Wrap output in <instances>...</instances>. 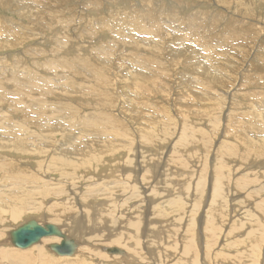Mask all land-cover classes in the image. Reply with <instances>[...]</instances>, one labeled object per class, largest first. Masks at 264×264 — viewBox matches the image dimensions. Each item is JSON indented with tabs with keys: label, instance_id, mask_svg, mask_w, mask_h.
<instances>
[{
	"label": "rangeland",
	"instance_id": "374dc122",
	"mask_svg": "<svg viewBox=\"0 0 264 264\" xmlns=\"http://www.w3.org/2000/svg\"><path fill=\"white\" fill-rule=\"evenodd\" d=\"M151 2L153 3V5ZM257 2H258L257 0H255V1L254 0H248V1L247 0H220V1L219 0H202V1L201 0H155V1L154 0H113V1L112 0H0V46H3L5 43L7 44V45H5L6 47H3L0 49V82L2 84L5 83L6 81H10V82L14 83L16 81V75H15L16 72L18 73L17 75L19 78H21V76H24V74L27 77H29L30 74H36L37 78L52 80L51 82H52L53 86H51L50 90L46 89L47 92H49V94L47 95L46 101L54 106V107L52 106L53 111L51 113L53 114V112H54L53 115H56V114L59 115V112L54 110V109L58 108L57 105H59L60 111L64 108L63 105L64 106L69 105L72 108L74 106V108H76V110H75L76 117L78 116V114L80 116H78L77 118L75 117L77 120L74 119L75 121L73 123H75L76 126H74L73 129H75L78 126L76 129L81 128L83 130L82 125H79L80 122H78V120L81 119L86 114H89V113H92V114L93 113H96V114H104L105 113V115L107 113H108V115H110L112 113L111 115L115 119L114 121L112 120L115 123H112V121L110 122V120H111V118H110V120H102L104 124L103 123L95 124L97 126L100 124L106 128V130L108 131L107 137H109V139L106 137L107 138L106 140L100 141L99 144L97 145L98 147H100L99 145L102 142L101 146L103 147V149L105 151L103 153H101L100 156L96 157L95 160L90 162V168H89V165L87 166V164H83L82 167L79 169H64V167L62 165H58V167H57V165H55L57 168H55L54 165L50 166V164H52L53 162H50L49 160H52V157L55 156V154H56L55 152L57 151V148H58L57 144H59V142H60V137H58L57 135H54V137H55L54 139H53V137L51 138L52 143L48 142L44 145L45 149H47V150L50 149L49 150L50 152H49L48 156L46 157V160L44 159L45 157H41V156H40V158L39 157L37 158L36 156L34 158L33 157L34 155L30 156V154L29 155H22L21 153L15 152L13 147L9 149V150H12V152H10L9 150H7L9 152L0 151V161H1L0 162V172L3 170L2 173H0V184H1L0 189H8L11 187V186H9V187L4 186L8 182L5 183L3 181L4 183H1V181H2L1 179H3L6 174H8L7 177L9 175L10 176H16L15 173H17V174L23 173V174L27 175L25 177H28L29 175L34 176L35 178L32 177L33 178L32 183H27V184L21 186V188L24 187L27 190H32V192H34V193H31V194H33V196H35L34 197L35 200H37L39 207H41L40 212L33 213V212L28 211L16 223L13 221H10L8 216H5L3 218L4 222H2L3 219H1V217H0V252H3V251L4 252L5 251H13V252L15 251L16 252L18 250L17 252L22 253L24 251V250H20L17 248L15 249V247H13L10 244L8 234L12 230H14L17 226L25 223L26 221H28L30 219H35V220L37 219L36 221H39V222L42 221V223H45V224L51 223V224H54L60 228H63L61 226V225H63L64 228H66V226H65L66 222L64 220H62L63 223L57 222V221H56L57 223H55V220H54L55 216L54 215L58 214V216H59V213H61L63 215H65V214L66 215L67 214L85 215L87 212L85 210V207H86L85 205H88L90 211H89V215L87 217H85L86 222L84 221L85 222V224H84L85 226H83L84 229L81 230V232L78 231V233L76 234L77 238H84L85 241H78L73 236L71 237V238H73L79 242L78 243V251H76L75 256H72L70 258L66 257L67 259H65V257H64V261H62V259H63L62 257L56 256L49 249V244L52 245V243H47L48 245L45 244L46 245L44 247L45 253L43 254V255L47 256V259L45 256H44L45 258H43L42 257L43 255L42 256L40 255L41 259L39 260L40 257L35 256L38 254L37 251H33V254H32V250L35 249L34 246L29 248V249H26L24 251V253H26V252L28 253L29 251H27V250H30V256L31 257L28 258L29 259L28 261H31V263L30 262L29 263L30 264H41V262L44 261L45 263H43V264H53L52 260H54V264H56V263L57 264H190L191 261L194 262L197 260V264H241V263L242 264H264V260L262 258V257H264L263 256L264 255V226H263L264 225V209L262 208L263 210L262 209L260 210L261 205L264 204L263 203L264 202V175H262V173L264 174V172H263L264 166H261V164L264 165V156L260 157L257 154L255 155V153H253L251 155L249 151H246V156H245V154H244L245 151L239 152V149L242 146H243L242 148H244V147L246 148V146L245 145H241V146L236 145V147H235L234 141H232V138H234L238 135L240 136L239 133L243 134V132L246 131L247 133L252 134L253 132L249 131L250 129L253 131L257 130L256 129L257 126L254 125V122L252 121L253 118L251 117V115H249L252 111L251 102H253V104H254L255 101L259 100L260 98H264V95H263V91H264L263 90V88H264V85H263L264 84V67L262 68V66L264 65V5H262V4L257 5ZM149 5L152 7H150ZM252 7L255 10H253ZM149 8H150V10H155V12H152V13L147 12L146 13V19L143 20L142 16H141V11L143 9L149 10ZM161 8H162V10H161ZM165 9H169L170 12L168 10L166 11ZM241 10L243 12L245 11L244 14L246 13L247 15L245 16L243 14V12L240 13L239 11H241ZM251 10H253V11L251 12ZM156 11H158V13H161V15L158 16V13ZM233 12H235L237 16H235V13L233 14ZM165 13H166V15L168 14L167 16L171 15V17L174 15L173 19L176 21H173V22L174 23L179 22V24L175 23L171 26L172 22H169L171 24H170V26L167 25V27H170L168 31H164V29H159L160 31H162L163 33L166 34L165 36H163L164 40L162 39V42L160 41L159 37L158 38L156 36L155 37L159 40L160 44L162 45V50L163 49L165 50L169 47H172L169 49V50H171V49H173L174 45L177 48L174 46V49L171 50L172 52H169L168 49H167L168 51L163 50L164 52L162 50H160L158 52L160 54H158V53L151 51V49H148V43L149 42L154 43V40L153 41L150 40L149 42L148 41L145 42V38L149 37V30L155 29V27H153V26L148 27L146 23H149L150 20H156V19H158V17L163 19V15ZM203 13H204V15H203ZM253 13H255V16ZM132 14L136 15V16L133 17ZM178 14H180L181 18L178 16ZM199 14L201 16H199ZM128 15H129V17H128ZM193 15H195V16H193ZM202 15L205 17L202 18ZM176 16L180 20H177ZM199 17L201 19L200 22H198ZM249 17H251V18L249 19ZM254 18L258 22L255 21ZM104 20L106 21V23ZM165 20L166 19H163V21H165ZM109 21H110V23H109ZM180 21H182V22H180ZM183 21L186 23H183ZM112 22H113V26H111ZM139 22H140L141 26L144 25V28H142V32H141L142 39L140 42H138V43L136 42L137 43L136 44L135 41H137L138 36H140L139 26H138ZM193 22H194V28L197 27L194 30H192L191 27H189ZM235 22H236V24H234ZM97 23H99V24H97ZM103 23H105V25ZM101 24H103V25H101ZM162 24L164 25V23H162ZM182 24H184V26ZM175 25H178V26H176L177 29L174 28ZM181 25L185 28H183ZM217 25H219V26H217ZM167 27H166V29H167ZM229 28H231V29H229ZM130 30L132 32H130ZM237 31H239V32H237ZM256 31H257V33L260 31L259 32L260 35L259 34L255 35ZM127 32H128V34H127ZM186 32H188V34ZM196 34H197V36H196ZM245 35H246V37H248V40L246 41V43H245V39H244ZM118 36H119V39H118ZM199 36L201 38L204 36L206 39L208 38V40L210 39L212 41L209 40V42L208 41L205 42L206 39L204 37L201 39ZM213 36H215V37H213ZM232 36H234V37H232ZM255 36H258V37H256L257 38L256 40L254 39ZM189 37H190V39L188 40ZM195 37H197V38L195 39ZM193 38H194V40H193ZM221 38L222 39L224 38V40H226V38H227V40H228V38L229 39L231 38L230 43L228 45H223L222 42H224V41H220ZM233 38H234V40H232ZM12 39L14 40L13 42L7 43V41L12 40ZM179 39H183L186 41V42H183L185 45L183 44L182 46H185V47H183V49L181 48V50H179L181 47L180 46L181 44L179 45L180 47L177 46V44L181 43L182 41L176 42L177 44L174 43L173 46L170 45L171 41L179 40ZM126 40L128 41V43L126 42ZM190 40L194 41L195 43L194 42L192 43V41L190 42ZM198 41H200V42L198 43ZM63 42H66L67 47L64 48L63 44L61 45V43H63ZM117 42L118 43L120 42V44L118 45ZM201 42H203V43H201ZM167 43H169V45ZM191 43L193 45L195 44L197 46L196 47L197 50H196L195 46L191 45ZM213 43H215V45ZM244 43H245V45H244ZM130 44L133 45L134 48ZM165 44L168 46L163 47V45H165ZM150 45L153 46L152 44H150ZM214 46H216V47H214ZM261 46H263V47H261ZM111 47H112V50H114V51L111 50ZM114 47L115 48L117 47V48L115 49ZM188 47H191L190 50L188 49ZM222 47H224V48H222ZM75 48H76V50H75ZM81 48H86V53H89L88 55L92 57V58L89 57L91 60L87 59V61H85V60L83 61L82 59H80L81 56L83 57V55L78 54V53L83 54V52L79 51V50H81ZM132 48L134 51H132ZM192 48H193V51H192ZM201 48L203 51L201 50ZM101 49H104V50H102V54L101 53L99 54V52H101L100 51ZM177 49L181 52L177 51ZM64 50H66V52L68 54L64 55L63 54ZM108 50H109V52L110 51L111 52L109 53ZM184 50H185V52L183 53ZM186 50H187V53H186ZM216 50H217V53L215 52ZM200 51H201V53H200ZM205 51H207V52H205ZM213 51L215 53H213ZM165 52H166V54H164ZM105 53L108 56H106ZM111 53L113 55H111ZM162 53L164 54V56ZM167 53H169V55H167ZM177 53L181 54V55L178 56ZM195 53H197L198 56L197 55L196 56L200 57V58H197V57H196V59L192 58L195 55ZM202 53H204V55H206V56H204ZM244 53H245V55H244ZM191 54L193 56H190ZM99 55L101 57L103 55H105L106 59L108 58V60H106L104 57L102 58V60H101V57L99 59ZM171 55H172V57H171ZM240 55L243 56V57L241 56V59H240ZM246 55H248V56H246ZM189 56L191 58H189ZM208 56H210L211 58H209ZM217 56H219V57H217ZM258 56H260V59L262 58V60H256V59H258ZM78 57H79V59H78ZM163 57H164V59H163ZM166 57H168V58H166ZM61 58H63V59H61ZM97 58L99 60H97ZM111 58H113V59H111ZM160 58H161V60H160ZM176 58H179L180 62H179V59L176 60ZM249 58H250V60H249ZM103 59H105V61H107V62H104ZM114 59H115V61H114ZM182 59H183V61H181ZM189 59L191 60V62H194V65H193V63L190 62ZM197 59L200 61H198ZM74 60H76V61H74ZM93 60H95V61H93ZM155 60H158L161 62L164 61L163 63H165V67L162 66L163 70L164 69L165 70L163 71L160 68L161 73H159V76L160 75L163 76L162 79H160L162 86H164V85L165 86L161 87V85H160L159 89L157 88V94H156V92H154L155 95H150L151 98L149 97L150 100H148V104L150 105L152 110L154 108L156 111V112H152L150 110V108H148L149 107L148 105L145 106L144 101H143L144 99L142 97L141 92L139 93V92L135 91L134 89H137V88L136 87L134 88V86H130V87L128 86L127 87L128 83H129V81H127V80H129V79L131 80L133 78L132 74L134 72H136V70H145V69L147 70L148 67L144 68V65L148 64L151 61H155ZM165 60H166V62H165ZM194 60H196V61H194ZM204 60H205V62H204ZM209 60H210V62H209ZM77 61H78L79 66H81L82 63L87 65V66H88V64H90V65L95 64V63L96 64L93 66H88V67L85 65H82L81 66L82 68L80 67L81 68L80 69L76 63ZM80 61H82V62H80ZM98 61L99 62L103 61V63L100 64ZM73 62H75V64ZM176 62H178V63H176ZM214 62H216V63L218 62V65ZM121 63H123L125 66ZM163 63H162V65H164ZM173 63H174V65H173ZM58 64H60V65L64 64V66L62 65V67H59L60 65L58 66ZM106 64L109 66L107 67ZM155 64L156 63H152L153 66ZM204 64H205V66H204ZM207 64H208V66H207ZM219 64H221V66H219ZM65 65L66 66L69 65V66H67L68 67L67 69H66ZM73 65L75 66V69H74ZM128 66H129V68H126ZM177 66H179V67H177ZM195 66L201 67V68H198L200 70L198 73H197V71L193 70L194 68H196ZM89 67H90V69H89ZM120 67H122V68H120ZM84 68L86 69V71H84L85 70ZM103 68L105 70V73H104ZM123 68H125V69H123ZM171 68H173V69H171ZM74 70H75V72H74ZM77 70H78V72H76ZM126 70L130 71L131 75L129 72L127 73ZM66 71H68V72H66ZM71 71H73L74 73H77L78 75L77 74L75 75L73 72L71 73ZM81 71L83 73H81ZM88 71H90L93 74V76H94V74H95V76L97 74L96 77L103 76L104 78H106L107 82L106 83H100V82L96 81L97 87L92 86L91 88H87L89 86V84L87 86V84L84 80L86 78H88V75L90 74V72H88ZM162 71L164 72V74L162 73ZM64 72L68 73L67 76H66V73H64ZM86 72L89 74H87ZM120 72L121 73L123 72V73L120 74ZM168 72H169V76L166 75ZM126 73H127V75H124ZM148 73H149V71H148ZM204 73H206V74H204ZM72 74H74V75H72ZM149 74H151V73H149ZM179 74L181 76H178ZM188 74H190V75H188ZM151 75H153V74H151ZM204 75L207 76V80L204 79V78H206V77H204ZM68 76H70L71 77L70 79L73 81H70V79H67L66 77H68ZM76 76H78V77H76ZM119 76H120V78H119ZM161 76H160V78H161ZM199 76H201V78ZM79 77L81 80L79 79ZM129 77H131V78H129ZM215 77H216L217 81H216ZM62 78L64 79V81L67 80V81H65L66 84H64V86H63L64 89L62 87V83H64ZM175 78H177V79H175ZM179 78H180V80H179ZM191 78L194 79V82H193V79H191ZM196 78H197V80H196ZM210 78L211 79L213 78V79L209 80ZM60 79L62 80V83H61ZM200 79L204 81V82L202 81L204 84L206 81H207L206 83L210 82L211 87L213 88V91H211V92H209L208 89H206V91H208V93H206L208 98L206 96L202 95V93L200 95L197 94L198 91L199 92L204 91L202 89V87L199 86L200 82H201ZM68 80L71 83L68 82ZM95 80H97V79H95ZM185 80H187V82ZM213 80H215L219 84H216V82ZM80 81L82 82V84L84 86L82 84H80ZM47 82H48V80H47ZM54 82H55V84H54ZM73 82H75V83H73ZM115 82H117V83L115 84ZM197 82H199V83H197ZM189 83H191L190 84V87H192L191 90H190V88L188 90L186 89V86ZM52 84H50V85H52ZM59 84H61V87H59ZM94 84H95V82L92 83L91 85H94ZM108 84H109V86L106 87ZM176 84H177V86H176ZM57 86H58V88H57ZM72 86L73 87L77 86V87L75 89ZM66 87H68V88H66ZM166 87H168L167 88L168 90H166ZM184 87H185V89H184ZM65 88L69 89V90H67L68 92L64 91V90H66ZM178 88H179V90H178ZM52 89H53V91H52ZM77 89H78V91H77ZM81 89H83V90H81ZM85 89H87V90L89 89L90 91L88 90V92L87 91L84 92ZM126 89H128V90H126ZM70 90H71V92L73 91L71 94L68 95V96L72 95L71 97H67V94L64 95L63 92L69 93ZM79 90H80V92H79ZM96 90L97 91L100 90V93H99V91L97 92ZM163 90H166V92L169 93L168 96L166 95L165 91H163ZM182 90L183 91L185 90V91L182 92ZM11 91H13V89ZM93 91L95 93H93ZM111 91L113 93H111ZM120 91H121V93H120ZM122 91H124V93ZM127 91H129V92L132 91V93H129ZM139 91H140V89H139ZM77 92H79L80 94ZM90 92H92V93H90ZM103 92H104V94H103ZM135 92H137V94L138 93L141 94V96L139 94L138 95L136 94L137 96H140L137 98L135 96ZM162 93H164V94H162ZM183 93H185L184 96H183ZM61 94H63L64 97ZM93 94H96V95L93 96ZM97 94L99 96H97ZM108 94H109V96L110 95L111 96L109 97ZM113 94L118 96V97L114 96ZM131 94L132 95L134 94V96H133L134 98L131 97ZM177 94H178V96H177ZM186 94H188V95H186ZM255 94L258 95V97H260V98L255 99L254 98V96H256ZM123 95H124V97H123ZM125 95L127 96L126 99L122 100L123 98H125ZM164 96H165V100H164ZM202 96H203L204 100L201 99ZM93 97H95V98H93ZM112 97L117 98V99H115V100L110 99ZM168 97L171 101L167 99ZM233 97H235V98H233ZM118 98H120V99H118ZM211 99H214V100H211ZM117 100H118V103H117ZM126 100H130V103H127ZM167 100L169 103L167 102ZM233 100H234V102H233ZM59 101H60V103H59ZM79 101H80V103H79ZM90 101L92 102V104L94 106H89L90 107L89 108V107H87L88 106L87 103H89ZM132 101L137 102V103H135V105H133V107L130 105V104H134V103H131ZM159 101H160V103H159ZM162 101H163V103H162ZM208 101H210V102L215 101L217 104L209 103ZM153 103L155 104V106ZM157 103H158V105H157ZM4 104H5V102H4ZM100 104H101V106H99ZM108 104L110 106H112V108H109L110 106ZM118 104L120 106H122V108ZM139 104H141V105H139ZM161 104L164 107V109L162 110L163 112H166L165 111V105L168 104L170 106L171 111H172L171 112L172 117L174 118V120L177 118L178 122L180 121V118H181V114L179 111H182L184 108L187 107L186 108V110L188 111L187 116L191 117V120H192V122H190V125L194 130H196L195 131L196 134L194 132V135H195L194 139H196L195 142L193 141L194 140L193 139L191 144L189 143L187 146H181V148H180V146L178 147L176 145V143L179 142L178 137H181L180 135H177L178 133H180L179 132L180 130L178 128L176 129V127L178 125H176V127H175L176 130L174 129L175 132L173 131V134L171 133L170 134L171 136H169V137H161L162 134L157 135L158 133H155L154 130H157L158 128L153 130L150 126V130L152 133L150 135V139H152L153 141L150 140L152 142H147L145 144H143L140 141V139H139L140 134L138 135V134L133 133V132L140 133V131H138V130L141 129V121H142L143 113H149V115L147 114L148 116H151V114L156 115L157 117L159 115L161 116L163 114V112L160 110L161 108H163L160 106ZM5 105H2L3 108L0 107V110H1V112L3 111L6 115L7 114L6 113L7 105L6 106ZM55 105L57 107H55ZM224 105H225V107H224ZM123 106H124V109L126 108L125 106H129L125 109V110H127V112L126 111L122 112ZM130 106L132 107L130 109L131 113L129 110ZM139 106H141V107H139ZM156 106H159V108H157ZM204 106L205 107L207 106L208 108L204 109L203 108ZM77 107H80V108H77ZM96 107H97V109H96ZM253 107H254V105H253ZM101 108L106 112L102 113L103 110ZM133 108H134V111H136V113L133 112L134 114H137L136 116H133L134 115L132 113ZM135 108H137V110ZM78 109H81L82 111L81 110L78 111ZM100 110H102V111H100ZM143 110H146V111L148 110V111L143 112ZM204 110H208L209 113L208 112L204 113ZM237 110H238V112H236ZM241 110H242V112H240ZM8 111H10V110L8 109ZM158 111L160 114L158 113ZM137 112H143V113H139V116L141 114V118L138 116ZM247 112H249V113H247ZM129 113H130V118L132 116H133V118H131L129 120V122H127L128 121L127 119L129 118V116H128ZM11 114H13V113H11ZM60 115L64 116V114L62 112L60 113ZM192 115H193V117H192ZM207 115H209V116H207ZM135 117H136V120L139 122H137L135 120ZM178 117H180V118H178ZM63 118H67V117H63ZM98 118L99 117H96V119H98ZM151 118H150V120H151ZM153 118L151 121H153ZM132 119L134 122L136 121L135 122L136 125L134 122L131 121ZM250 119H252V120H250ZM17 120H19V119L17 118ZM121 120H124L123 121L124 123ZM19 121H21V119ZM82 121H83V119H82ZM128 123H129L130 127L128 126ZM193 123H195V125H193ZM124 124H125V126H124ZM176 124H178V123H176ZM214 124H215V126H214ZM119 125L122 127H120ZM137 127H139V129H137ZM108 128H111V129L108 130ZM118 128L120 129L119 131H121V128H122V134L124 136L122 135V137H121V133L118 132ZM127 128L128 129L130 128L129 131ZM133 128H136V130ZM198 128H200V130ZM125 129L128 131V133L126 132ZM95 130L97 133V128ZM224 130H226L225 133H224ZM119 133H120V136H119ZM129 134H131L133 136H131ZM242 134H241V136H242ZM125 136H126V138H125ZM151 136L156 138V139L154 140V138H152ZM110 137H112V138H110ZM113 137L115 139L118 138L117 140H128L131 142L135 139L136 141H138V142H136L134 140L135 143L132 142L134 144L135 149H136V146L141 147V146H139V144H141V143L143 145H145V147L151 148V150L148 152H149V154H151L152 162L154 160L156 162V164H158L157 161L159 160L161 152L163 153V157L166 155L165 156L166 158L164 160L165 165H163V167L166 168L164 172H167L170 170L171 175H170V178H168L169 179V182H168L169 185H167L165 191L163 192L165 194L163 198H159V199L156 198L157 194H155V192L152 193V191L149 190L150 187L146 184L148 181L150 182L151 179H154L153 178V169H152V171H150V174L148 176L143 177L145 175L143 172L139 176L140 182L144 178L146 188L149 187L147 189L148 191L146 193V197H149V195H150V197L152 199H154V202H152L151 205H149V202H147V199L144 198L145 197L144 193L140 194L139 192H137L134 189L131 190L132 189L131 186H133L136 183V182L133 183L131 176L129 177L130 181L128 180L130 183L129 182L126 183V181H124V183L127 185L126 187L127 188L130 187L129 190L126 191V193L125 192L123 193L124 190H121V188H120V191H117V192L115 191V193L113 195H111V193H110L111 190H115V189L109 188V186L114 187L116 184V187H117L118 184L115 181L117 180L116 178H119L117 176L118 174L114 171V168L116 166L115 164H117V163H114V165H113L112 162L117 160L118 157H119L118 160L120 161L122 159V156L124 155V153H125L126 157L130 158L129 151L131 149L132 150L134 149V147L130 148V150L129 149H122V150L116 149L113 152L111 151V152L107 153L106 152L107 143L113 142L112 141V140H114ZM131 138H133V139H131ZM258 138H261V137H258ZM53 140H54V142H53ZM117 140H116V142H117ZM149 143H152V144L149 145ZM80 145H87V144L86 143L84 144L83 141H81V143H79L78 147H80ZM153 145L156 147H153ZM75 147H76L75 145L73 147L71 145H67L66 147H63V148H72V150L75 151L76 150ZM145 147H141V148H142V150L147 151ZM225 147L228 149L231 148L232 150H234L233 148H235L236 153L234 151V153H233L234 155L232 154L233 156H229V158H227V160H226V162L229 163L228 165H229V169H230V175H229V178H227V183H226L227 185L225 187V190H226L225 195H226V199L228 202L227 203L228 208L226 209L227 215H224V213H222V212H220V213L217 212L216 215L219 217L216 218L215 215L211 214L212 211H214V209H215V208H213V200L211 197V192H212L211 188L213 187V183H214V180L216 177L214 169H216V167L223 160V156H224L223 153L224 152L226 153L228 150V149L224 150L223 148H225ZM155 148H156V150H155ZM135 149H134V151H135ZM165 149H166V151H165ZM52 151H53V153H52ZM75 152L76 153H73L72 156H75L77 158L78 155H81L80 157H82L83 152H81L80 154H78L77 150ZM248 153H249V155H248ZM104 154L107 156L106 158L104 157L105 156ZM127 154H128V156H127ZM155 154L157 157L155 156ZM101 155H103V157ZM125 156L123 158H125ZM153 156H155V157H153ZM131 157H133V156L131 155ZM47 158H48V160H47ZM100 158H102V160ZM126 160H127V158H126ZM145 160H146L145 162L149 161V159H147V158H145ZM42 161H44L45 164L42 163ZM167 161H168V166H167ZM7 162L9 164H7ZM39 162L42 165V167H40L41 169H39V165H38ZM11 163L13 165L15 164L16 166L15 165L13 166ZM91 164H92V166H91ZM156 164H154L155 166H153V167L152 166H149V167L154 168V167H156ZM5 165H7V166H5ZM111 166H112V168H110ZM128 167H130V166H128ZM98 168H100V169L98 170ZM107 168L111 169L110 171L113 170L112 171L113 173L110 172ZM127 168H126V170H127ZM259 168H261V172L259 171ZM154 169L156 170V168H154ZM106 175H107V177H105ZM199 175H201L202 177L201 176L199 177ZM133 176H134V174H133ZM173 176H175V177H173ZM150 177H151V179L149 180ZM226 177H228V174ZM199 178L205 180V184L207 183L205 185L206 192L205 191L203 192L202 189H198V186L196 185L197 184L196 182L198 180H196V179H199ZM106 180L110 181V183H106ZM162 180H163V178H162ZM39 181H41V182H39ZM111 181H113L115 184L114 183L111 184ZM60 182H62V183H60ZM156 182L157 181H154V184ZM98 183H101V184H98ZM102 183H104V185ZM138 183H139V181H138ZM105 186H106V188H105ZM188 186L190 187L189 193L186 191V189H184L186 187L188 188ZM241 186H242V188L244 187V189H242ZM95 187L97 188V190ZM180 187H182V189ZM18 188H20V187L18 186ZM56 188L58 189V191ZM100 188H102L103 190ZM44 189H47V190H49V189L55 190L56 189L57 193L61 194V196H57L58 194L57 195L55 194L56 191L50 192L52 190H49V192H47V190L45 191ZM183 189L185 190L184 191L185 193L182 191ZM88 191H90L91 193L90 192L88 193ZM134 191H136V192H134ZM38 192L39 193L45 192V194L40 193L42 196L41 195L36 196V193L38 194ZM91 194H92V196H91ZM196 194H198V195H196ZM43 195H45L46 197L45 196L43 197ZM48 195H50V196H48ZM175 198L176 199L179 198L182 200L179 202H181V204L184 206L183 212L180 213V212L170 210V211H172L170 213V215L164 214L162 216H158V214L160 215L159 211L161 209L163 210L165 207H168L169 205L171 206L172 202H170V201H173V203L176 202L173 200ZM82 199H85V200L81 201ZM116 199L119 200L118 203H117V201L115 202ZM87 200H89V201H87ZM105 200H107L109 202H106ZM42 201H44V202H42ZM110 202H112L110 204L111 207L109 206ZM113 202H115V203H113ZM87 203H90V204H87ZM101 203H103V204H101ZM104 203H106V206ZM40 204H43L44 206L40 205ZM45 204H46V206H45ZM97 205L101 206V208L103 207L104 210L101 209ZM224 205H226L225 202H224ZM90 206H91V208H90ZM51 207H52V209H51ZM54 207H56L57 209L55 208V210H53ZM59 207H60V209L58 210ZM63 207L65 208V211H64ZM105 207L107 208L106 210H105ZM43 208H45V209H43ZM67 208H68V210H67ZM93 208H97V209H93ZM173 208H175V207H173ZM224 208H226V207L224 206ZM75 209H77L78 211ZM95 210L96 211L98 210L97 213L100 211V213H98L99 215L96 213ZM52 211H53V213L51 215L50 212H52ZM68 211H71V212L68 213ZM103 211H105V212H103ZM108 211H110L109 214H108ZM122 211H123V213H122ZM130 211H132L134 214L140 213V215L143 213L144 218H146L143 220V222L145 220H148L150 222L153 221V223L151 225L152 227H150V228L158 230V233L154 237L155 240L153 239L154 243L149 244L148 241L150 240V238L147 237V239H146V237L143 236L146 231L143 229L144 227H142V225L140 226V228L142 227L141 229H143L141 231H140V229L137 228V229H135L136 231L133 229L134 231H132V233H128L126 231V229H124L127 234L125 235V237L123 239L121 238L123 240V242H121V239L119 237L116 239V237L112 236V234L109 233V231H110L109 224L110 225L115 224L119 217L123 220L124 223L121 222L120 226L118 225V227H124L123 225H125L126 223H128V222L131 223L134 221L132 219L129 221L130 214L132 213V212L130 213ZM147 211H149L148 214H147ZM102 212H103V214H102ZM111 212L114 214H112ZM162 212H165V210H163ZM114 215H116V216H114ZM220 216L221 217L224 216V217L221 218ZM47 217H49V218L47 219ZM212 217H214V218H212ZM6 219H8L7 223H6ZM95 219H98L97 220L98 222L93 221ZM49 220H52V221L50 222ZM73 220H74V218H73ZM111 220H114V221L111 222ZM210 220H215L217 225L219 226L218 229L220 232H219L218 236H215V238H214V236H212L211 232L209 231ZM238 221L243 224L242 228H240V224L238 225V227L235 226V222H236V224H238ZM206 224H208V225H206ZM41 225H44V224H41ZM103 225L104 226L106 225V228ZM132 225H133V223L131 224V226ZM96 228H100V230L96 229ZM101 228H103V229H101ZM260 229L262 231H260ZM61 230L66 235H68V236L71 235L69 233L67 234L66 232H64L66 229H64V230L61 229ZM97 230H99V231H97ZM124 230L121 229L122 232H124ZM137 231H139V232H137ZM259 231L262 233H259ZM131 234H132V236H131ZM149 235L150 234H148L147 236H149ZM256 238L259 240H256ZM45 239L46 238H44L43 240H45ZM43 240H41V242ZM124 240H128V241L130 240V241L124 242ZM190 241H193V251H194L193 256L191 254H189L186 250L187 244ZM41 242L39 244H41ZM89 242L90 243L95 242V244L94 243L93 244L94 245L98 244V245L93 246V244L92 243L89 244ZM137 242H139L140 244ZM86 243H88V244H86ZM135 243L139 244L140 246L136 245ZM39 244H36L35 246H37ZM106 244L108 245V247L106 246ZM129 245H130V247H129ZM259 245H260V247L261 246L262 247L260 248V251L258 252ZM123 246H125V247H123ZM138 246H139V248H137ZM134 247L137 248V250ZM2 248H4V249H2ZM113 248L123 250L124 254L123 255L109 254L107 252L108 249H113ZM131 248H132V250H131ZM80 249H83V251L81 252ZM262 249H263V251H262ZM79 251L81 252V254ZM133 251H134V253H133ZM78 252H79V254H78ZM135 253L137 255H135ZM131 254L134 255L133 258H131ZM79 255H80V257H79ZM33 256L37 257L36 260H33V258H34ZM49 256L50 257L52 256L54 258H52V257L49 258ZM112 256H114V257H112ZM115 256L118 258H116ZM76 257L78 260L75 259ZM138 258H139V260H137ZM44 259H46V260H44ZM0 260H1L0 264H17V263L18 264H29L28 262H26L27 259H16L15 262H14V260H8V259H4V261H3V259H1V258H0ZM18 260H19V262L16 263V261H18ZM135 261H136V263H134Z\"/></svg>",
	"mask_w": 264,
	"mask_h": 264
},
{
	"label": "bare ground",
	"instance_id": "6f19581e",
	"mask_svg": "<svg viewBox=\"0 0 264 264\" xmlns=\"http://www.w3.org/2000/svg\"><path fill=\"white\" fill-rule=\"evenodd\" d=\"M113 1V0H112ZM155 1V0H154ZM202 1V0H201ZM220 1V0H219ZM248 1V0H247ZM255 1V0H254ZM258 2H257V5H260V4H262V5H264V0H257ZM40 2V1H39ZM242 2V1H241ZM24 3V2H23ZM27 3V2H26ZM34 3V2H33ZM152 3V2H151ZM248 3V2H247ZM98 4V3H97ZM142 4V3H141ZM156 4V3H155ZM163 4V3H162ZM233 4V3H232ZM245 4V3H244ZM251 4V3H250ZM37 5V4H36ZM152 5H153V3H152ZM160 5V4H159ZM252 5V4H251ZM31 6V5H30ZM150 6V5H149ZM237 6V5H236ZM256 6V5H255ZM29 7V6H28ZM150 7H152V6H150ZM161 7V6H160ZM241 7V6H240ZM263 7V6H262ZM261 7V8H262ZM251 8V7H250ZM255 8V7H254ZM260 8V9H261ZM152 9V8H151ZM164 9V8H163ZM221 9V8H220ZM252 9H253V7H252ZM259 9V10H260ZM37 10V9H36ZM98 10V9H97ZM149 10H150V8H149ZM146 10V9H143L142 11H141V16H142V19L143 20H145L146 19V13L148 12V13H152V12H155V10ZM160 10V9H159ZM161 10H162V8H161ZM166 11L168 10L169 12H170V10L169 9H165ZM164 10V11H165ZM225 10V9H224ZM253 10H255V9H253ZM253 10H251V12L253 11ZM258 10V11H259ZM237 11V10H236ZM248 11V10H247ZM250 11V10H249ZM157 13H158V11H156ZM204 12V11H203ZM240 13L241 12H243L242 10L241 11H239ZM245 12V11H244ZM244 12H243V14H244ZM255 12V11H254ZM45 13V12H44ZM98 13V12H97ZM115 13V12H114ZM164 13V12H163ZM208 13V12H207ZM225 13V12H224ZM232 13V12H231ZM235 12H233V14H234ZM238 13V12H237ZM248 13V12H247ZM250 14V13H249ZM254 14V16H255V13H253ZM252 14V15H253ZM131 15V14H130ZM161 15V13H158V16H160ZM168 15V14H167ZM166 15V13L163 15V19H166L165 21H163V19H161L160 17H158V19H156V20H150L149 21V23H146L147 24V26L149 27V26H153V27H155V29H151V30H149V37H146L145 38V42H149L150 40H154V43H148V49H151V51H153V52H155V53H158L160 50H162V45L160 44V42H159V40L157 39L158 37H159V39H160V41L162 42V39H163V36H165L166 34L165 33H163L162 31H160L159 29H164V31H168L169 30V28L170 27H167V25H169L170 26V24L171 23H169V22H172V24H171V26L173 25V24H175V23H177V22H173V21H176V20H174L173 19V16L171 17V15L170 16H167ZM203 15H204V13H203ZM202 15V18L203 17H205V16H203ZM206 15V14H205ZM239 15V14H238ZM245 16L247 15L246 13L244 14ZM251 15V16H252ZM132 16L134 17V16H136V15H133L132 14ZM178 16L180 17V14H178ZM193 16H195V15H193ZM199 16H201L200 14H199ZM225 16V15H224ZM235 16H237L236 15V13H235ZM240 16V15H239ZM242 16V15H241ZM244 16V17H245ZM128 17H129V15H128ZM177 17V16H176ZM192 17V16H191ZM190 17V18H191ZM248 17V16H247ZM181 18V17H180ZM243 18V17H242ZM251 17H249V19H250ZM45 19V18H44ZM122 19V18H121ZM237 19V18H236ZM244 19V18H243ZM177 20H180L178 17H177ZM254 20H255V18H254ZM105 21V20H104ZM108 21V20H107ZM195 21V20H194ZM201 21V19H200V17H199V21L198 22H200ZM236 21V20H235ZM252 21V20H251ZM255 21H257V20H255ZM115 22V21H114ZM135 22V21H134ZM180 22H182V21H180ZM219 22V21H218ZM258 22V21H257ZM105 23H106V21H105ZM105 23H103L104 25H105ZM109 23H110V21H109ZM162 23H164V25L162 24ZM169 23V24H168ZM183 23H186V22H184L183 21ZM212 23V22H211ZM210 23V24H211ZM93 24V23H92ZM97 24H99V23H97ZM103 24H101V25H103ZM166 24V25H165ZM177 24H179V22L177 23ZM200 24V23H199ZM234 24H236V22L234 23ZM261 24V23H260ZM45 25V24H44ZM47 25V24H46ZM183 26H184V24H182ZM181 25V26H182ZM263 25V24H262ZM96 26V25H95ZM99 26V25H98ZM111 26H113V22H112V24H111ZM138 26H139V33H140V36H138V38H137V41H135V43L137 42H140L141 41V39H142V34H141V32H142V28H144V25H140V22L138 23ZM159 26V27H158ZM176 26H178V25H175V27L174 28H176ZM182 26V27H183ZM186 26V25H185ZM197 26V25H196ZM217 26H219V25H217ZM101 27V26H100ZM166 27H167V29H166ZM181 27V28H182ZM189 27H191V29L192 30H194L195 28H197V27H195L194 28V22L189 26ZM207 27V26H206ZM226 27V26H225ZM230 27V26H229ZM256 27V26H255ZM50 28V27H49ZM94 28V27H93ZM97 28V27H96ZM173 28V29H174ZM183 28H185V27H183ZM98 29V28H97ZM100 29V28H99ZM177 29V28H176ZM229 29H231V28H229ZM95 30V29H94ZM188 30V29H187ZM252 30V29H251ZM87 31V30H86ZM190 31V30H189ZM130 32H132L131 30H130ZM129 32V33H130ZM237 32H239V31H237ZM260 32V31H259ZM257 33V31L255 32V35H260V33ZM92 33V32H91ZM114 33V32H113ZM124 33V32H123ZM187 34H188V32H186ZM201 33V32H200ZM199 33V34H200ZM248 33V32H247ZM127 34H128V32H127ZM198 34V35H199ZM228 34V33H227ZM237 34V33H236ZM243 34V33H242ZM104 35V34H103ZM192 35V34H191ZM195 35V34H194ZM201 35V34H200ZM230 35V34H229ZM157 38H156V37ZM183 36V35H182ZM196 36H197V34H196ZM202 36V35H201ZM200 37V36H199ZM204 37V36H203ZM202 37V38H203ZM213 37H215V36H213ZM226 37V36H225ZM232 37H234V36H232ZM256 37H258V36H255L254 37V39L256 40L257 38ZM183 38V37H182ZM197 37H195V39H196ZM201 38V37H200ZM201 38V39H202ZM205 38V37H204ZM236 38V37H235ZM116 39V38H115ZM114 39V40H115ZM118 39H119V36H118ZM190 39V37L188 38V40ZM206 39V38H205ZM231 39V38H230ZM230 39L228 38V40H227V38H226V40H224V38L222 39H220V41H224V42H222L223 43V45H228L229 43H230ZM244 39H245V43H246V41L248 40V37H246V35L244 36ZM128 40V39H127ZM126 40V42L128 43V41ZM164 40V39H163ZM187 40V39H186ZM193 40H194V38H193ZM210 40V39H209ZM209 40H208V38L205 40V42H209ZM232 40H234V38L232 39ZM14 40L12 39V40H9V41H7V43H9V42H13ZM61 41V40H60ZM151 41V42H152ZM180 41H182L181 43H179V44H177L176 42H180ZM192 40H190V42H191ZM201 41V40H200ZM200 41H198V43L200 42ZM204 41V40H203ZM210 41H212V40H210ZM183 42H186L185 40H183V39H179V40H174V41H171L170 42V45H172L173 46V44L175 43V44H177V46H179L180 44V49L179 50H181V48L183 49V47H185V46H182L184 43ZM194 41H192V43H193ZM255 42V41H254ZM59 43V42H58ZM113 43V42H112ZM115 43V42H114ZM122 43V42H121ZM136 43V44H137ZM188 43V42H187ZM191 43V45L192 46H195V48L197 47L195 44L193 45ZM195 43V42H194ZM201 43H203V42H201ZM217 43V42H216ZM245 43H244V45H245ZM63 44V46H64V48L65 47H67V45H66V42H63V43H61V45ZM117 44L119 45L120 44V42L118 43L117 42ZM116 44V45H117ZM150 44H152L153 46H151ZM156 44V45H155ZM164 44V43H163ZM168 45H169V43H167ZM205 44V43H204ZM214 45H215V43H213ZM219 44V43H218ZM5 45H7L6 43L3 45V46H0V49L1 48H3V47H6ZM128 45V44H127ZM131 45V44H130ZM129 45V46H130ZM135 45V44H134ZM150 45V46H149ZM168 45H163V47H165V46H168ZM185 45V44H184ZM190 45V46H191ZM199 45V44H198ZM207 45V44H206ZM209 45V44H208ZM59 46V45H58ZM111 46V45H110ZM132 47H133V45H131ZM130 46V47H131ZM175 46V45H174ZM174 46H173V49H174ZM202 46V45H201ZM200 46V47H201ZM210 46V45H209ZM217 46V45H216ZM216 46H214V47H216ZM235 46V45H234ZM247 46V45H246ZM249 46V45H248ZM62 47V46H61ZM78 47V46H77ZM120 47V46H119ZM118 47V48H119ZM176 47V46H175ZM199 47V48H200ZM208 47V46H207ZM261 47H263V46H261ZM59 48V47H58ZM115 48V47H114ZM117 48V47H116ZM115 48V49H116ZM134 48V47H133ZM133 48H132V51H134L133 50ZM136 48V47H135ZM167 48V47H166ZM170 48H172V47H169V48H167L168 50L170 49ZM177 48V47H176ZM187 48V47H186ZM190 48L191 47H188V49L190 50ZM194 48V49H195ZM209 48V47H208ZM222 48H224V47H222ZM239 48V47H238ZM107 49V48H106ZM167 49H165V50H167ZM173 49H171V50H173ZM185 49V48H184ZM205 49V48H204ZM226 49V48H225ZM246 49V48H245ZM250 49V48H249ZM248 49V50H249ZM69 50V49H68ZM75 50H76V48H75ZM102 50H104V49H101L100 51L101 52H99V54L101 53L102 54ZM110 50V49H109ZM109 50H108V52H109ZM111 50H112V47H111ZM119 50V49H118ZM124 50V49H123ZM122 50V51H123ZM164 50V49H163ZM162 50V51H163ZM164 50V51H165ZM167 50V51H168ZM171 50H169V52H172ZM178 49H177V51H179ZM188 50V51H189ZM196 50H197V48H196ZM195 50V51H196ZM201 50H202V48H201ZM220 50V49H219ZM223 50V49H222ZM80 52H83V54H81V53H78V54H80V55H83V57L81 56V58L80 59H82L83 61L85 60V61H87V59H90L89 57H91V56H89L88 54L89 53H86V48H81V50H79ZM112 51H114V50H112ZM161 51V52H162ZM163 51V52H164ZM192 51H193V48H192ZM203 51V50H202ZM212 51V50H211ZM246 51V50H245ZM263 51V50H262ZM107 52V53H108ZM111 52V51H110ZM109 52V53H110ZM126 52V51H125ZM179 52H181V51H179ZM185 52V50L183 51V53ZM199 52V51H198ZM197 52V53H198ZM205 52H207V51H205ZM216 53H217V50L215 51ZM214 51H213V53H215ZM252 52V51H251ZM86 53V54H85ZM104 53V52H103ZM108 53V54H109ZM174 53V52H173ZM186 53H187V50H186ZM197 53H195V55L193 56L192 54L190 55V56H193L192 58H194V59H196V57L198 56L197 55ZM200 53H201V51H200ZM222 53V52H221ZM63 54L64 55H66V54H68L67 52H66V50H64L63 51ZM106 54V53H105ZM158 54H160V53H158ZM163 54V53H162ZM164 54H166V52L164 53ZM164 54H163V56H164ZM194 54V53H193ZM203 55H204V53H202ZM224 54V53H223ZM222 54V55H223ZM243 54V53H242ZM247 54V53H246ZM111 55H113L112 53H111ZM123 55V54H122ZM167 55H169V53H167ZM176 55V54H175ZM177 55L178 56H180L181 54H178L177 53ZM184 55V54H183ZM189 55V54H188ZM197 55V56H196ZM220 55V54H219ZM244 55H245V53H244ZM260 55V54H259ZM106 56H108L107 54H106ZM189 56V58H191ZM200 56V55H199ZM204 56H206V55H204ZM213 56V55H212ZM241 56L242 55H240V59H241ZM246 56H248V55H246ZM100 55H99V59H100ZM105 58L106 59V57H105V55H103L102 57H101V60H102V58ZM111 57V56H110ZM169 57V56H168ZM168 57H166V58H168ZM171 57H172V55H171ZM184 57V56H183ZM209 58H211L210 56H208ZM207 57V58H208ZM217 57H219V56H217ZM238 57V56H237ZM243 57V56H242ZM252 57V56H251ZM92 58V57H91ZM180 58V57H179ZM179 58H176V60L177 59H179ZM197 58H200V57H197ZM208 58V59H209ZM221 58V57H220ZM223 58V57H222ZM61 59H63V58H61ZM66 59V58H65ZM64 59V60H65ZM78 59H79V57H78ZM94 59V58H93ZM98 58H97V60H99ZM105 59H103L104 60V62H107V61H105ZM111 59H113V58H111ZM110 59V60H111ZM118 59V58H117ZM121 59V58H120ZM119 59V60H120ZM163 59H164V57H163ZM171 59V58H170ZM181 59V58H180ZM180 59H179V62H180ZM202 59V58H201ZM246 59V58H245ZM254 59V58H253ZM70 60V59H69ZM91 60V59H90ZM96 60V59H95ZM95 60H93V61H95ZM100 60V61H101ZM106 60H108V58L106 59ZM160 60H161V58H160ZM190 60V59H189ZM193 60V59H192ZM198 60V59H197ZM249 60H250V58H249ZM256 60H262V58L260 59V56H258V59H256ZM255 60V61H256ZM74 61H76V60H74ZM79 61V60H78ZM78 61L76 62L77 63V65H78ZM114 61H115V59H114ZM173 61V60H172ZM175 61V60H174ZM181 61H183V59L181 60ZM194 61H196V60H194ZM198 61H200V60H198ZM80 62H82V61H80ZM79 62V63H80ZM91 62V61H90ZM99 62V61H98ZM97 62V63H98ZM164 62V61H163ZM163 62H161V61H158V60H155V61H151V62H149L148 64H146V65H144V68H146V67H148L147 68V70L149 71V73H151V74H153V75H151V74H149L148 73V71L145 69V70H136V72H134L133 74H132V79L130 80H127V81H129V83H128V85H127V87L129 86H134V88L136 87L137 89L139 88L140 89V91H139V89L137 90V89H134L135 91H137V92H141V94H142V97H143V101H144V104H145V106L146 105H148L149 107L148 108H150V110L152 111V112H156L155 111V109L153 108V110H152V108L150 107V105L148 104V100H150V95H155L154 94V92H156V94H157V88L159 89V87H160V85H161V87H164V86H162V83H161V80L160 79H162V77L163 76H161V78H160V76H159V73H161V71H160V68L163 70V68H162V66H164L165 67V63H163ZM165 62H166V60H165ZM190 62H191V60H190ZM204 62H205V60H204ZM209 62H210V60H209ZM213 62V61H212ZM260 62V61H259ZM53 63V62H52ZM60 63V62H59ZM69 63V62H68ZM67 63V64H68ZM74 64H75V62H73ZM87 63V62H86ZM89 63V62H88ZM94 63V62H93ZM100 64L101 63H103V61L102 62H99ZM131 63V62H130ZM152 63H156L154 66L152 65ZM162 63L164 64V65H162ZM170 63V62H169ZM176 63H178V62H176ZM191 63H193V65H194V62H191ZM214 63H216V62H214ZM56 64V63H55ZM65 64V63H64ZM64 64H62L63 66H64ZM96 64V63H95ZM95 64H92V65H90V64H88V66H93V65H95ZM110 64V63H109ZM121 64H123V63H121ZM171 64V63H170ZM196 64V63H195ZM202 64V63H201ZM209 64V63H208ZM208 64H207V66H208ZM217 65H218V62L216 63ZM227 64V63H226ZM254 64V63H253ZM60 64H58V66H59ZM62 65H60L59 67H62ZM76 65V66H77ZM82 65H85V64H83L82 63ZM81 65V66H82ZM98 65V64H97ZM103 65V64H102ZM101 65V66H102ZM107 65V64H106ZM124 65V64H123ZM173 65H174V63H173ZM182 65V64H181ZM247 65V64H246ZM66 66V65H65ZM67 66H69V65H67ZM66 66V69L68 68ZM74 66V65H73ZM79 66V65H78ZM81 66H79V68L81 67ZM85 66H87V65H85ZM87 66V67H88ZM100 66V65H99ZM109 65H107V67H108ZM112 66V65H111ZM114 66V65H113ZM125 66V65H124ZM197 66V65H196ZM195 66V67H196ZM201 66V65H200ZM204 66H205V64H204ZM219 66H221V64H219ZM218 66V67H219ZM131 67V66H130ZM169 67V66H168ZM177 67H179V66H177ZM176 67V68H177ZM192 67V66H191ZM252 67V66H251ZM264 67V65L262 66V68ZM50 68V67H49ZM77 68V67H76ZM78 68V69H79ZM82 68V67H81ZM80 68V69H81ZM99 68V67H98ZM102 68V67H101ZM120 68H122V67H120ZM126 68H129V66L128 67H126ZM143 68V67H142ZM198 68H201V67H196V68H194L193 70L194 71H197V73L200 71ZM220 68V67H219ZM245 68V67H244ZM73 69V68H72ZM71 69V70H72ZM74 69H75V66H74ZM85 69V68H84ZM89 69H90V67H89ZM108 69V68H107ZM123 69H125V68H123ZM135 69V68H134ZM171 69H173V68H171ZM207 69V68H206ZM253 69V68H252ZM88 70V69H87ZM101 70V69H100ZM103 70H104V68H103ZM102 70V71H103ZM109 70V69H108ZM165 70V69H164ZM163 70V71H164ZM84 71H86V69L84 70ZM101 71V72H102ZM124 71V70H123ZM127 71V70H126ZM162 71V73L164 74V72ZM167 71V70H166ZM220 71V70H219ZM66 72H68V71H66ZM66 72H64V73H66ZM73 71H71V73H72ZM74 72H75V70H74ZM73 72V73H74ZM76 72H78V70L76 71ZM88 72H90V71H88ZM94 72V71H93ZM130 73V71H127V73ZM183 72V71H182ZM81 73H83L82 71H81ZM87 73V72H86ZM85 73V74H86ZM95 73V72H94ZM98 73V72H97ZM104 73H105V70H104ZM123 73V72H122ZM121 72H120V74H122ZM125 73V72H124ZM127 73L126 74H124V75H127ZM184 73V72H183ZM201 73V72H200ZM18 73L16 72V81L13 83V82H10V81H6L5 83H1L0 82V107L1 108H3V106L2 105H7V111H6V113L8 114H6L5 115V113L2 111L1 112V110H0V151H6V152H12V150H9L10 148H12L13 147V149H14V151L15 152H18V153H21L22 155H29L30 154V156L31 155H34L33 157L35 158V156L38 158H40V156L41 157H45L44 159L46 160V157L48 156V154H49V150H47V149H45L44 147V145L46 144V143H48V142H51V138L53 137V139L55 138L54 137V135H57L58 137H60V142H59V144H57L58 145V148H57V151L55 152L56 154H55V156L54 157H52V160H49L50 162H53L52 164H50L49 162V164H50V166L52 165H57V167H58V165H62L63 167H64V169H79V168H81L82 167V165L83 164H87V166L89 165V168H90V162L91 161H93V160H95L96 159V157H98V156H100V154L101 153H103L105 150L103 149V147L101 146V143H100V147H98L97 145L99 144V142L100 141H104V140H106L107 138L109 139V137H107V133H108V131L106 130V128L105 127H103L102 125H95V124H98V123H103V121L102 120H110V118H111V120H110V122L113 120H115L114 119V117H112V113L110 114V115H108V113L105 115V113L104 112H106V111H104L102 108V110H103V112L102 113H104V114H96V113H89V114H86L85 116H83L81 119H79L78 120V122H80V124L79 125H82V128H83V130L81 129V128H78V129H73V127L74 126H76L75 125V123H73L75 120L74 119H76L78 116H80L79 114H78V116L76 117V112H75V110H76V108H74V106H73V108L72 107H70L69 105H63V109L60 111L59 109H60V107H59V105H57L58 106V108L57 109H54L55 111H57V112H59V115H60V113L62 112L63 114H64V116L63 117H67V118H63L61 115L59 116V115H53L54 114V112H53V114L51 113L52 111H53V108H52V104H50L49 102H47L46 101V99H47V95L49 94V92H47V90L46 89H48V90H50V88H51V86H53V84H52V80H50V79H41V78H37V76H36V74H30L29 75V77H27L25 74H24V76H21V78H19L18 77V75H17ZM67 74L68 73H66V76H67ZM75 75L77 74V73H74ZM74 74H72V75H74ZM87 74H89V73H87ZM103 74V73H102ZM119 74V75H120ZM162 74V75H163ZM181 74V73H180ZM178 75V76H181V75ZM204 74H206V73H204ZM243 74V73H242ZM78 75V74H77ZM84 75V74H83ZM82 75V76H83ZM100 75V74H99ZM118 75V74H117ZM130 75H131V73H130ZM166 75H168L169 76V72L166 74ZM188 75H190V74H188ZM96 76H97V74H96ZM95 76V74H94V76H93V74L90 72V74L88 75V78H86L84 81L86 82V84H87V86H88V84H89V86L87 87V88H91L92 86H96V84H97V82H100V83H106L107 82V80H106V78H104L103 76H98V77H96ZM123 76V75H122ZM171 76V75H170ZM193 76V75H192ZM76 77H78V76H76ZM200 78H201V76H199ZM204 77H206V78H204V79H206L207 80V76H205L204 75ZM67 79H70L71 77L70 76H68V77H66ZM75 78V77H74ZM82 78V77H81ZM97 79V80H95V79ZM119 78H120V76H119ZM126 78V77H125ZM129 78H131V77H129ZM195 78V77H194ZM209 78V77H208ZM63 79V78H62ZM77 79V78H76ZM79 79H80V77H79ZM112 79V78H111ZM175 79H177V78H175ZM191 79H193V78H191ZM213 79V78H212ZM211 78L209 79V80H212ZM215 79H216V77H215ZM47 80H48V82H47ZM81 80V79H80ZM179 80H180V78H179ZM182 80V79H181ZM196 80H197V78H196ZM241 80V79H240ZM60 81H61V83H62V80L60 79ZM65 81H67V80H65ZM65 81H64V79H63V82L64 83H62V87L64 86V84H66L65 83ZM70 81H73V80H71L70 79ZM69 80H68V82H70ZM97 81V82H96ZM112 81V80H111ZM115 81V80H114ZM123 81V80H122ZM126 81V80H125ZM124 81V82H125ZM163 81V80H162ZM186 82H187V80H185ZM200 87H202V89L204 90V91H201V92H199L198 91V93L197 94H201L202 93V95H204V96H206L207 98H208V96H207V94L206 93H208V91L209 92H211V91H213V88L211 87V84H210V82H208V83H206L205 82V84L203 83L204 81L203 80H201L200 79ZM203 81V82H202ZM213 81H215V80H213ZM216 81H217V79H216ZM215 81V82H216ZM76 82V81H75ZM75 82H73V83H75ZM95 82V84L94 85H91L92 83H94ZM164 82V81H163ZM166 82V81H165ZM179 82V81H178ZM181 82V81H180ZM193 82H194V79H193ZM59 83V82H58ZM57 83V84H58ZM71 83V82H70ZM72 83V84H73ZM114 83V82H113ZM117 82H115V84H116ZM197 83H199V82H197ZM50 84H52V85H50ZM54 84H55V82H54ZM80 84H82V82L80 81ZM122 84V83H121ZM120 84V85H121ZM190 84L191 83H189L187 86H186V89L188 90L189 88H190V90H191V88L192 87H190ZM216 84H219L218 82H216ZM50 85V86H49ZM83 85V84H82ZM81 85V86H82ZM106 85V84H105ZM123 85V84H122ZM168 85V84H167ZM181 85V84H180ZM215 85V84H214ZM264 85V84H263ZM67 86V85H66ZM71 86V85H70ZM74 86V85H73ZM72 86V87H73ZM84 86V85H83ZM109 86V84L106 86V87H108ZM111 86V85H110ZM117 86V85H116ZM176 86H177V84H176ZM216 86V85H215ZM255 86V85H254ZM56 87V86H55ZM59 87H61V84H59ZM71 87V88H72ZM77 87V86H76ZM76 87H73V88H75L76 89ZM97 87V86H96ZM95 87V88H96ZM197 87V86H196ZM218 87V86H217ZM53 88V87H52ZM57 88H58V86H57ZM66 88H68V87H66ZM65 88V89H66ZM82 88V87H81ZM84 88V87H83ZM86 88V87H85ZM110 88V87H109ZM115 88V87H114ZM119 88V87H118ZM124 88V87H123ZM133 88V87H132ZM168 87H166V90H168L167 89ZM212 88V89H211ZM261 88V87H260ZM13 89V91H11ZM63 89H64V87H63ZM80 89V88H79ZM94 89V88H93ZM92 89V90H93ZM129 89V88H128ZM128 89H126V90H128ZM165 89V88H164ZM182 89V88H181ZM184 89H185V87H184ZM206 89H208V91H206ZM67 90H69V89H66V90H64V91H66V92H68ZM73 90V89H72ZM81 90H83V89H81ZM89 90V89H88ZM88 90L87 89H85V91L84 92H88ZM95 90V89H94ZM114 90V89H113ZM130 90V89H129ZM166 90H163V91H165V93H166V95L168 96V94L169 93H167L166 92ZM178 90H179V88H178ZM194 90V89H193ZM263 90H264V88H263ZM52 91H53V89H52ZM77 91H78V89H77ZM90 91V90H89ZM97 91V90H96ZM99 91V93H100V90H98ZM97 91V92H98ZM104 91V90H103ZM109 91V90H108ZM162 91V92H163ZM185 91V90H184ZM183 90H182V92H184ZM255 91V90H254ZM60 92V91H59ZM73 92V91H72ZM71 92V90H70V92L69 93H65V92H63L64 93V95L65 94H67V97H71L72 95H70V96H68L69 94H71L72 93ZM79 92H80V90H79ZM79 92H77V93H79ZM96 92V93H97ZM117 92V91H116ZM123 93H124V91H122ZM127 92H129V91H127ZM137 92H135V96L138 98V97H140L141 96V94H139L140 96H137L138 94H137ZM169 92V91H168ZM61 93V92H60ZM76 93V92H75ZM90 93H92V92H90ZM93 93H95L94 91H93ZM111 93H113L112 91H111ZM120 93H121V91H120ZM129 93H132V91L131 92H129ZM128 93V94H129ZM171 93V92H170ZM250 93V92H249ZM59 94V93H58ZM80 94V93H79ZM103 94H104V92H103ZM137 94V95H136ZM162 94H164V93H162ZM179 94V93H178ZM178 94H177V96H178ZM227 94V93H226ZM231 94V93H230ZM55 95V94H54ZM62 96H63V94H61ZM82 95V94H81ZM92 95V94H91ZM96 94H93V96H95ZM107 95V94H106ZM114 95V94H113ZM185 95V93H183V96ZM186 95H188V94H186ZM256 95V94H255ZM263 95H264V91H263ZM52 96V95H51ZM97 96H99L98 94H97ZM108 96H109V94H108ZM111 96V95H110ZM109 96V97H110ZM114 96H116V95H114ZM129 96V95H128ZM134 96V94L132 95L131 94V97H133ZM166 96V97H167ZM170 96V95H169ZM244 96V95H243ZM64 97V96H63ZM89 97V96H88ZM105 97V96H104ZM116 97H118V96H116ZM122 97V96H121ZM123 97H124V95H123ZM126 95H125V98H123L122 100H124V99H126ZM150 97V98H149ZM171 97V96H170ZM229 97V96H228ZM262 97V96H261ZM66 98V97H65ZM93 98H95V97H93ZM106 98V97H105ZM108 98V97H107ZM134 98V97H133ZM149 98V99H148ZM184 98V97H183ZM233 98H235V97H233ZM250 98V97H249ZM254 98L255 99H257V98H260V97H258V95H256V96H254ZM68 99V98H67ZM82 99V98H81ZM110 99H113V100H115V99H117V98H110ZM118 99H120V98H118ZM128 99V98H127ZM141 99V98H140ZM139 99V100H140ZM168 100H170L169 99V97L167 98ZM201 99H203L204 100V98H203V96L201 97ZM72 100V99H71ZM131 100V99H130ZM130 100H126V102L127 103H130ZM164 100H165V96H164ZM168 100H167V102H168ZM211 100H214V99H211ZM70 101V100H69ZM95 101V100H94ZM97 101V100H96ZM103 101V100H102ZM112 101V100H111ZM135 101V100H134ZM138 101V100H137ZM171 101V100H170ZM199 101V100H198ZM252 101V100H251ZM4 102H5V104H4ZM83 102V101H82ZM81 102V103H82ZM91 102V101H90ZM87 103L88 104V106L87 107H89V106H94L93 104H92V102L91 103ZM125 102V103H126ZM141 102V101H140ZM151 102V101H150ZM209 103H215V104H217L215 101H212V102H210V101H208ZM233 102H234V100H233ZM59 103H60V101H59ZM72 103V102H71ZM79 103H80V101H79ZM96 103V102H95ZM102 103V102H101ZM117 103H118V100H117ZM131 103H134V104H130L132 107H133V105H135V103H137V102H131ZM159 103H160V101H159ZM162 103H163V101H162ZM169 103V102H168ZM224 103V102H223ZM232 103V102H231ZM54 104V103H53ZM74 104V103H73ZM104 104V103H103ZM112 104V103H111ZM154 104V103H153ZM5 105V106H6ZM55 105V107H57ZM62 105V104H61ZM60 105V106H61ZM109 105V104H108ZM119 105V104H118ZM122 105V104H121ZM139 105H141V104H139ZM143 105V104H142ZM157 105H158V103H157ZM165 105V104H164ZM221 105V104H220ZM253 105H254V107H253ZM99 106H101V104L99 105ZM104 106V105H103ZM102 106V107H103ZM110 106V105H109ZM120 106V105H119ZM130 106V108H129V110L132 108ZM137 106V105H136ZM135 106V107H136ZM144 106V107H145ZM153 106V105H152ZM154 106H155V104H154ZM161 107H163L162 106V104L160 105ZM54 107V106H53ZM86 107V108H87ZM106 107V106H105ZM121 108H122V106H120ZM119 107V108H120ZM126 108L127 107H129V106H125ZM139 107H141V106H139ZM157 108H159V106H156ZM160 107V108H161ZM224 107H225V105H224ZM51 108V109H50ZM77 108H80V107H77ZM82 108V107H81ZM90 108V107H89ZM109 108H112V106H110ZM125 108V109H126ZM143 108V107H142ZM187 108V107H186ZM186 108H184L182 111H179L180 112V114H181V118L180 117H178V118H180V121L178 122V120H177V118L174 120V118L172 117V114H171V108H170V106L167 104V105H165V111L166 112H163L162 110L164 109V107L163 108H161L160 110L163 112V114L160 116L159 114V111H158V117L156 116V115H152L151 113V116H148L149 115V113H143L144 111H146V110H143V112H137L138 113V116H139V113H143V115H142V121H141V129H139V127H137V129H139L138 131H140V133H137V132H133V133H136V134H140V141L143 143V144H145V143H147V142H152L153 140L152 139H150V135L152 134L151 133V130H150V126H151V128L154 130V129H156V128H158L157 130H154L155 131V133H158L157 135H161V137H169V136H171L170 134L172 133L173 134V131H174V129H175V127H176V125H178L177 127H176V129L178 128L180 131V133H178L177 135H180L181 137H178L179 139V142H177L176 143V145L179 147L180 146V148H181V146H187L189 143L191 144L192 143V140L194 139V132L196 131V130H194L192 127H191V125H190V122H192V120H191V117H188L187 116V110H186ZM199 108V107H198ZM204 109L205 108H208L207 106L205 107H203ZM228 108V107H227ZM8 109L10 110V111H8ZM88 109V108H87ZM95 109V108H94ZM96 109H97V107H96ZM99 109V108H98ZM124 109V106H123V110H122V112H124V111H126L127 112V110H125ZM136 110H137V108H135ZM139 109V108H138ZM146 109V108H145ZM170 109V110H169ZM244 109V108H243ZM251 109H252V111H251V113L249 114V115H251V117L253 118V120L252 119H250V120H252L253 122H254V125H256L257 127H256V131H253V130H249V131H252L253 133L251 134V133H247L246 131L245 132H243V134L242 133H239L240 134V136L238 135V136H236V137H234V138H232V141H234V144H235V147H236V145H245L246 146V148L244 147V148H242V147H240V149H239V152H241V151H245V156H246V151H249L250 152V154L252 155L253 153H255V155L257 154V155H259L260 157H263L264 156V98H260L259 100H257V101H255L254 102V104H253V102H251ZM81 109H78V111H80ZM102 110H100V111H102ZM108 110V109H107ZM113 110V109H112ZM149 110V109H148ZM147 110V111H148ZM173 110V109H172ZM77 111V112H78ZM82 111V110H81ZM92 111V110H91ZM99 111V110H98ZM115 111V110H114ZM117 111V110H116ZM146 111V112H147ZM174 111V110H173ZM216 111V110H215ZM214 111V112H215ZM121 112V111H120ZM129 112V111H128ZM136 113V111H134V108L132 109V113ZM150 112V111H149ZM208 112V110H204V113H207ZM236 112H238V110L236 111ZM240 112H242V110L240 111ZM244 112V111H243ZM11 113H13V114H11ZM88 113V112H87ZM118 113V112H117ZM130 113H131V110H130ZM130 113H129V118L127 119L128 121L127 122H129V120L131 119V118H133V116H136L137 114H134L131 118H130ZM165 113V114H164ZM209 113V112H208ZM247 113H249V112H247ZM124 114V113H123ZM148 114V115H147ZM243 114V113H242ZM19 115V116H18ZM84 115V114H83ZM137 116V117H138ZM207 116H209V115H207ZM62 117V118H61ZM76 117V118H75ZM96 117H99L98 119H96ZM127 117V116H126ZM140 118H141V114H140V116H139ZM153 118V121H151L152 120V118ZM192 117H193V115H192ZM17 118L20 120L21 119V121H19V120H17ZM119 118V117H118ZM122 118V117H121ZM120 118V119H121ZM150 118H151V120H150ZM82 119H83V121H82ZM119 119V120H120ZM124 119V118H123ZM139 119V118H138ZM77 120V119H76ZM135 120H136V117H135ZM141 120V119H140ZM112 121V123H115V122H113ZM122 122L124 121V120H121ZM132 122H134L133 121V119L131 120ZM130 121V122H131ZM137 121V120H136ZM135 121V122H136ZM236 121V120H235ZM239 121V120H238ZM31 122V123H30ZM85 122V123H84ZM126 122V121H125ZM126 122V123H127ZM134 122V123H135ZM137 122H139V121H137ZM237 122V121H236ZM124 123V122H123ZM176 123H178V124H176ZM243 123V122H242ZM31 124V125H30ZM77 124V125H78ZM104 124V123H103ZM109 124V123H108ZM119 124V123H118ZM132 124V123H131ZM144 126H143V125ZM246 124V123H245ZM244 124V125H245ZM121 125V124H120ZM119 125V126H120ZM127 125V124H126ZM135 125H136V123H135ZM193 125H195V123H193ZM197 125V124H196ZM124 126H125V124H124ZM123 126V127H124ZM128 126H129V123H128ZM214 126H215V124H214ZM81 127V126H80ZM120 127H122V126H120ZM130 127V126H129ZM97 128V133H96V129ZM103 128V129H102ZM111 128H108V130H110ZM128 129V128H127ZM130 129V128H129ZM129 129H128V131H129ZM133 129H135L136 130V128H133ZM132 129V130H133ZM175 129V130H176ZM196 129V128H195ZM199 130H200V128H198ZM197 129V130H198ZM120 129L118 128V132H120L121 133V137H122V128H121V131H119ZM126 130V129H125ZM198 130V131H199ZM236 130V129H235ZM242 130V129H241ZM114 131V130H113ZM128 131L126 130V132L128 133ZM178 131V130H177ZM225 131L226 130H224V133H225ZM115 132V131H114ZM125 132V133H126ZM175 132V131H174ZM110 133V132H109ZM112 133V132H111ZM120 133H119V136H120ZM126 133V134H127ZM131 133V132H130ZM125 134V135H126ZM154 134V133H153ZM195 134H196V132H195ZM241 134H242V136H241ZM128 135V134H127ZM129 135H131V134H129ZM135 135V134H134ZM155 135V134H154ZM175 135V134H174ZM201 135V134H200ZM113 136V135H112ZM118 136V135H117ZM124 136V135H123ZM131 136H133V135H131ZM107 137V138H106ZM128 137V136H127ZM139 137V136H138ZM152 137V136H151ZM160 137V138H161ZM258 137H261V138H258ZM110 138H112V137H110ZM125 138H126V136H125ZM152 138H154V137H152ZM159 138V137H158ZM231 138V137H230ZM113 139L114 140H112L113 142H108L107 143V149H106V152L107 153H109V152H113L114 150H116V149H129L130 150V148H132V147H134V144L133 143H135L134 142V140L131 142V141H128V140H117L118 138H114L113 137ZM130 139V138H129ZM131 139H133V138H131ZM156 138H154V140H155ZM198 139V138H197ZM116 140H117V142H116ZM150 140H152V141H150ZM162 140V139H161ZM195 140L196 139H194L193 141L195 142ZM81 141H83V143L85 144H87V145H80V147H78L79 146V143H81ZM136 141V140H135ZM157 141V140H156ZM53 142H54V140H53ZM136 142H138V141H136ZM193 142V143H194ZM52 143V142H51ZM133 145H132V144ZM140 143V142H139ZM139 144V146H141V147H145V145H143V144ZM150 144H152V143H149V145ZM231 144V143H230ZM54 145V144H53ZM67 145H71L72 147L75 145L76 147V150H77V152H78V154H80L81 152H83V154H82V157H80L81 155H78L77 156V158L75 157V156H72V154L73 153H76L75 151H73L72 150V148H63V147H66ZM147 145V144H146ZM155 145V144H154ZM153 145V147H156V146H154ZM48 146V145H47ZM55 146V145H54ZM96 146V147H95ZM152 146V145H151ZM43 147V148H42ZM49 147V146H48ZM141 147H137L136 146V149H135V147H134V149H135V151H134V149L132 150H130L129 151V153H130V158H128V157H126L125 156V153H124V155L122 156V159L119 161L118 160V158H117V160H115L114 162H112L113 163V165H114V163H117V164H115L116 166H115V168H114V171L118 174L117 176L119 177V178H116L117 180L115 181L118 185H117V187H116V184L113 182V181H111V184L112 183H114L115 184V186L114 187H110L109 186V188H112V189H115V190H111V195H113L114 193H115V191L117 192V191H120V188H121V190H124L123 191V193L125 192L126 193V191H128L129 190V188H127L126 186V184L124 183V181H126V183H128L130 180H129V177L131 176V179H132V181H133V183L134 182H136L133 186H131V190H136L137 192H139L140 194L141 193H144V198H146L147 199V202H149V205H151L152 204V202H154V199H152L151 197H150V195H149V197H146V193H147V189L149 188V190L150 191H152V193H154L155 192V194H157L156 195V198H163L164 197V191H165V189H166V187H167V185H169V179L168 178H170V175H171V172H170V170L169 171H167V172H164L165 171V169L166 168H164L163 167V165H165V163H164V160H165V156L163 157V153L161 152V155H160V157H159V160L157 161V163L158 164H156V162L153 160V162H152V158H151V154H149V152L148 151H150L151 150V148H147V147H145L146 148V150L147 151H145V150H142V148ZM229 147V146H228ZM141 148V149H140ZM168 148V147H167ZM179 148V149H180ZM192 148V147H191ZM195 148V147H194ZM55 149V148H54ZM88 149V150H87ZM175 149V148H174ZM224 150H227L228 148H223ZM234 150H232L231 148H229L228 150H227V152L225 153H223V160L221 161V163L216 167V169H214L215 170V180H214V183H213V187L211 188V190H212V192H211V197H212V200H213V208H215L214 209V211H212V213L211 214H213V215H215V217L217 218V217H219V216H217L216 215V213L218 212V213H220V212H222V213H224V215H227V212H226V209L228 208V205H227V199H226V195H225V192H226V190H225V187H226V183H227V178H229V175H230V169H229V163H227L226 162V160H227V158H229V156H233L234 154V151H235V153H236V149L235 148H233ZM7 150H9V151H7ZM155 150H156V148H155ZM163 150V149H162ZM176 150V149H175ZM174 150V151H175ZM165 151H166V149H165ZM52 153H53V151H52ZM119 153V152H118ZM156 153V152H155ZM176 154V153H175ZM233 154V155H232ZM105 155V154H104ZM131 155L133 156V157H131ZM183 155V154H182ZM181 155V156H182ZM218 155V154H217ZM248 155H249V153H248ZM102 157H103V155H101ZM112 156V155H111ZM125 156V158H123ZM127 156H128V154H127ZM155 156H156V154H155ZM155 156H153V157H155ZM237 156V155H236ZM2 157V156H1ZM5 157V156H4ZM79 157V158H78ZM105 158L107 157L106 155L104 156ZM116 157V156H115ZM157 157V156H156ZM248 157V156H247ZM126 158H127V160H126ZM145 158H147V159H149V161L148 162H145L146 160H145ZM253 158V157H252ZM22 159V158H21ZM101 160H102V158H100ZM109 159V158H108ZM124 159V160H123ZM47 160H48V158H47ZM99 160V159H98ZM110 160V159H109ZM167 160V159H166ZM6 161V160H5ZM1 162V161H0ZM13 162V161H12ZM96 162V161H95ZM190 162V161H189ZM255 162V161H254ZM6 163V162H5ZM42 163H44V161H42ZM7 164H9L8 162H7ZM12 164V163H11ZM31 164V163H30ZM45 164V163H44ZM65 164V165H64ZM154 164H156V167H154V168H156V170L154 169V168H152L153 166H155ZM13 165V164H12ZM15 165V164H14ZM13 165V166H14ZM39 169H41L40 167H42V165L40 164V162H39ZM37 165V166H38ZM41 165V166H40ZM95 165V164H94ZM110 165V164H109ZM112 165V166H113ZM5 166H7V165H5ZM12 166V167H13ZM16 166V165H15ZM85 166V165H84ZM91 166H92V164H91ZM112 166L110 167V168H112ZM128 166H130V167H128ZM149 166H152L151 168L149 167ZM167 166H168V161H167ZM206 166V165H205ZM252 166V165H251ZM261 166H264L263 164H261ZM56 166H55V168H57ZM62 167V168H63ZM102 167V166H101ZM114 167V166H113ZM128 167V168H127ZM4 168V167H3ZM125 168V169H124ZM126 168H127V170H126ZM251 168V167H250ZM264 168V167H263ZM5 169V168H4ZM7 169V168H6ZM100 168H98V170H99ZM108 169V168H107ZM152 169H153V178L154 179H151V177L149 178V180L151 179V181L149 182H147L146 184L149 186L148 188H146V186H145V181H144V178L141 180V182H140V180H139V176L142 174V172L145 174L143 177H146V176H148L149 174H150V171H152ZM258 169V168H257ZM256 169V170H257ZM56 170V169H55ZM109 171L111 170V169H108ZM107 170V171H108ZM3 171V170H2ZM2 171L0 172V173H2ZM19 171V170H18ZM62 171V170H61ZM65 171V170H64ZM63 171V172H64ZM68 171V170H67ZM74 171V170H73ZM77 171V170H76ZM113 171V170H112ZM112 171H110V172H112ZM254 171V170H253ZM259 171L261 172V168H259ZM10 172V171H9ZM66 172V171H65ZM160 172V173H159ZM264 172V171H263ZM4 173V172H3ZM15 173V172H14ZM84 173V172H83ZM113 173V172H112ZM228 174V177H226L227 176V174ZM6 174V173H5ZM133 174H134V176H133ZM7 175L8 174H6L5 176H4V178L3 179H1L2 181H1V183H6V182H8L7 184H5L4 186H11L10 188H8V189H0V217H1V219H3L5 216H8L9 217V220L10 221H13V222H17L18 220H20L21 219V217L24 215V214H26L28 211H30V212H33V213H38V212H40V209H41V207H39V204H38V202H37V200H35V196H33V194H31V193H34V192H32V190H27V189H25L24 187L23 188H21V186H23V185H25V184H27V183H32L33 182V178H35L34 176H31V175H29L28 177H25V176H27V175H25V174H23V173H19V174H17V173H15V175L16 176H8L7 177ZM108 175V174H107ZM107 175L105 176V177H107ZM126 175V176H125ZM262 175H264L263 173H262ZM201 175H199V177H200ZM234 176V175H233ZM33 177V178H32ZM37 177V176H36ZM65 177V176H64ZM103 177V176H102ZM165 177V178H164ZM173 177H175V176H173ZM202 177V176H201ZM248 177V176H247ZM255 177V176H254ZM162 178H163V180H162ZM260 178V177H259ZM258 178V179H259ZM146 179V178H145ZM109 180V179H108ZM108 180H106V183H110V181H108ZM129 180V181H128ZM148 180V179H147ZM196 180H198L195 184L198 186V189H202V191L204 192H206V189H205V185L207 184H205V180H203V179H196ZM4 181V182H3ZM108 181V182H107ZM138 181H139V183H138ZM154 181H157L155 184H154ZM39 182H41V181H39ZM161 184H160V183ZM245 182V181H244ZM60 183H62V182H60ZM130 183V182H129ZM247 183V182H246ZM59 184V183H58ZM98 184H101V183H98ZM103 185H104V183H102ZM238 184V183H237ZM242 184V183H241ZM33 185V184H32ZM189 185V184H188ZM249 185V184H248ZM260 185V184H259ZM0 186H1V184H0ZM18 186L21 188H18ZM190 186V185H189ZM188 186V188L186 187V188H184V189H186V191L189 193V190H190V187ZM239 186V185H238ZM262 186V185H261ZM104 187V186H103ZM116 187V188H115ZM184 187V186H183ZM240 187V186H239ZM93 188V187H92ZM96 188V187H95ZM105 188H106V186H105ZM181 189H182V187H180ZM241 188H242V186H241ZM57 189V188H56ZM56 189L54 190V189H49V190H52V191H50V192H55L56 191ZM100 189H102V188H100ZM182 190L183 192L185 191V190ZM242 189H244V187L242 188ZM246 189V188H245ZM45 191L47 190V189H44ZM49 190H47V192H49ZM54 190V191H53ZM96 190H97V188H96ZM103 190V189H102ZM101 190V191H102ZM196 190V189H195ZM57 191H58V189H57ZM57 191H56V195L57 196H61V194H59V193H57ZM60 191V190H59ZM105 191V190H104ZM136 191H134V192H136ZM170 191V190H169ZM194 191V190H193ZM37 192V191H36ZM90 191H88V193H89ZM186 192V193H187ZM41 193V192H40ZM39 192H38V194L36 193V196L37 195H41V194H45V192H43V193H41L40 194ZM61 193V192H60ZM63 193V192H62ZM91 193V192H90ZM95 193V192H94ZM100 193V192H99ZM185 193V192H184ZM49 194V193H48ZM93 194V193H92ZM92 194H91V196H92ZM96 194V193H95ZM203 194V193H202ZM47 195V194H46ZM53 195V194H52ZM94 195V194H93ZM139 195V194H138ZM189 195V194H188ZM196 195H198V194H196ZM258 195V194H257ZM42 196V195H41ZM45 195H43V197H44ZM48 196H50V195H48ZM55 196V195H54ZM140 196V195H139ZM154 196V195H153ZM204 196V195H203ZM46 197V196H45ZM61 198V197H60ZM183 198V197H182ZM44 199V198H43ZM136 199V198H135ZM179 199V198H178ZM173 199L174 201H176V202H174L173 203V201H170V202H172L171 203V206L169 205L168 207H165L163 210H165V212H162L163 210L161 209L160 211H159V213H160V215L158 214V216H162V215H164V214H167V215H170V213L172 212V211H176V212H180V213H182L183 212V209H184V206L181 204V202H179V201H182L181 199ZM85 199H82L81 201H84ZM137 200V199H136ZM143 200V199H142ZM61 201V200H60ZM87 201H89V200H87ZM106 202H109V201H107V200H105ZM117 201V203H118V199H116L115 200V202ZM42 202H44V201H42ZM115 202H113V203H115ZM145 202V201H144ZM224 202L226 203V205H224ZM232 202V201H231ZM112 202H110L109 203V206H110V204H111ZM264 203V202H263ZM82 204V203H81ZM87 204H90V203H87ZM98 204V203H97ZM100 204V203H99ZM101 204H103V203H101ZM105 204V206H106V203H104ZM181 204V205H180ZM241 204V203H240ZM40 205H43V204H40ZM114 205V204H113ZM44 206V205H43ZM45 206H46V204H45ZM52 206V205H51ZM57 206V205H56ZM63 206V205H62ZM69 206V205H68ZM67 206V207H68ZM86 207H85V210L87 211L86 212V214L85 215H81V214H76V215H71V214H65V215H63V214H61V213H59V216H58V214H56V215H54L55 216V223H57V222H62V220H64L65 222H66V224H65V226H66V228H64V226L63 225H61L63 228H60V229H66L64 232H66L67 234L69 233V234H71V235H66L65 233V235L68 237V238H70V239H73V238H71L72 236L74 237V238H76V240H78V241H85V239L84 238H77L76 237V234L78 233V231L79 232H81V230H83L84 229V227L83 226H85L84 224H85V217H87L88 215H89V211H90V209H89V206L88 205H85ZM93 206V205H92ZM97 206H99V205H97ZM224 206L226 207V208H224ZM241 206V205H240ZM248 206V205H247ZM264 204H262L261 205V207H260V210L263 208L264 209ZM48 207V206H47ZM65 207V206H64ZM63 207V208H64ZM80 207V206H79ZM96 207V206H95ZM100 208H101V206H99ZM108 207V206H107ZM111 207V206H110ZM109 207V208H110ZM125 207V206H124ZM173 207H175V208H173ZM55 208L56 207H54V209L53 210H55ZM66 208V207H65ZM65 208H64V211H65ZM90 208H91V206H90ZM98 208V207H97ZM97 208H93V209H97ZM224 208V209H223ZM43 209H45V208H43ZM51 209H52V207H51ZM57 209V208H56ZM60 209V207L58 208V210ZM79 209V208H78ZM101 209H103L104 210V208L102 207ZM107 208L105 207V210H106ZM116 209V208H115ZM134 209V208H133ZM157 209V208H156ZM243 209V208H242ZM262 209V210H263ZM48 210V209H47ZM46 210V211H47ZM67 210H68V208H67ZM75 210H77V209H75ZM119 210V209H118ZM170 210H172V211H170ZM222 210V211H221ZM233 210V209H232ZM258 210V209H257ZM44 211V210H43ZM45 211V212H46ZM78 211V210H77ZM96 211V210H95ZM98 211V210H97ZM97 211H96V213H97ZM133 211V210H132ZM132 211H130V213L132 212ZM138 211V210H137ZM69 212H71V211H68V213ZM103 212H105V211H103ZM103 212H102V214H103ZM109 212L110 211H108V214H109ZM116 212V211H115ZM209 212V211H208ZM258 212V211H257ZM48 213V212H47ZM51 213V215H52V213H53V211L52 212H50ZM57 213V212H56ZM66 213V212H65ZM85 213V212H84ZM98 213H100V211L98 212ZM97 213V214H98ZM112 213V212H111ZM110 213V214H111ZM122 213H123V211H122ZM121 213V214H122ZM146 213V212H145ZM149 213V211H147V214ZM151 213V212H150ZM221 213V214H222ZM245 213V212H244ZM73 214V213H72ZM112 214H114V213H112ZM111 214V215H112ZM99 215V214H98ZM110 215V216H111ZM126 215V214H125ZM248 215V214H247ZM29 216V215H28ZM108 216V215H107ZM109 216V217H110ZM113 216V215H112ZM114 216H116V215H114ZM212 216V215H211ZM250 216V215H249ZM104 217V216H103ZM119 217V216H118ZM122 217V216H121ZM221 217V216H220ZM224 216H222L221 218H223ZM247 217V216H246ZM254 217V216H253ZM49 217H47V219H48ZM73 218H74V220H73ZM212 218H214V217H212ZM262 218V217H261ZM52 219V218H51ZM120 219V220H119ZM134 220L133 222H128V223H126L125 225H123L124 227H118V225L120 226V223L121 222H123V220L119 217L118 218V220H117V222L115 223V224H113V225H110L109 224V229H110V231H109V233L110 234H112V236H114V237H116V239L119 237L120 239L122 238H124L125 237V235L127 234L126 232H125V230L124 229H126V231L128 232V233H132V231H134L135 229H140V231L141 230H145L146 232L144 233V235L143 236H145L146 237V239H147V237L148 238H150V240L148 241L149 242V244L150 243H154L153 242V239H154V237L156 236V234L158 233V230H156V229H153V228H150V227H152L151 225H152V223H153V221L152 222H150V221H148V220H145L144 222H143V220L144 219H146V218H144V215H143V213L140 215V213H136V214H134L133 212L130 214V217H129V221L130 220ZM219 219V218H218ZM35 220V219H34ZM37 220V219H36ZM98 219H95V220H93V221H97ZM106 220V219H105ZM7 221H8V219H6V223H7ZM50 222L52 221V220H49ZM57 221V222H56ZM85 221V222H84ZM114 220H111V222H113ZM2 222H4V219L2 220ZM38 223H40V224H45V223H42V221H37ZM44 222V221H43ZM98 222V221H97ZM63 223V222H62ZM124 223V222H123ZM122 223V224H123ZM133 223V225L131 226V224ZM143 223V224H142ZM51 224V223H50ZM240 224V228H242L243 227V224L242 223H240L239 221H238V224H236V222H235V226H237L238 227V225ZM246 224V223H245ZM54 225V224H53ZM107 225V224H106ZM106 225L104 226L105 228H106ZM142 225V227H144L143 229H141L140 228V226ZM182 225V224H181ZM200 225V224H199ZM206 225H208V224H206ZM6 226V225H5ZM10 226V225H9ZM264 226V225H263ZM18 227V226H17ZM218 225H217V223H216V221L215 220H210V223H209V231L211 232V234H212V236H214V238H215V236H218V234H219V229H218ZM104 228V229H105ZM10 229V228H9ZM96 229H99L100 230V228H96ZM101 229H103V228H101ZM121 229H123L124 230V232H122L121 231ZM134 229V230H133ZM188 229V228H187ZM99 230H97V231H99ZM62 231V230H61ZM131 231V232H130ZM136 231V230H135ZM260 231H262L261 229H260ZM259 231V233H262V232H260ZM137 232H139V231H137ZM180 232V231H179ZM10 233V232H9ZM123 233V234H122ZM231 233V232H230ZM88 234V233H87ZM148 234H150L149 236H147ZM8 236H9V234H8ZM83 236V235H82ZM110 236V235H109ZM131 236H132V234H131ZM129 237V236H128ZM133 238V237H132ZM144 238V237H143ZM218 238V237H217ZM216 238V239H217ZM253 238V237H252ZM91 239V238H90ZM121 239V242H123V240ZM145 239V238H144ZM158 239V238H157ZM6 240V239H5ZM43 240V239H42ZM77 244L79 243L78 241H76L75 239H73ZM155 240V239H154ZM256 240H259V239H257L256 238ZM104 241V240H103ZM120 241V240H119ZM118 241V242H119ZM125 241H127V242H129L128 240H124V242ZM217 241V240H216ZM61 242V239L60 238H58V237H50V238H46L45 240H43L42 242H41V244H39V245H37V246H35L34 245V250H32V254H33V251H37V255H35V256H39L40 257V255L42 256L44 253H45V251H44V247L46 246L45 244H47V243H52V244H57V243H60ZM135 242V241H134ZM92 244L94 243L95 244V242H91ZM90 242H89V244H91ZM137 243H139V242H137ZM137 243H135L136 245H139V244H137ZM86 244H88V243H86ZM93 244V246H96V245H98V244H96V245H94ZM105 244V243H104ZM124 244V243H123ZM48 245V244H47ZM49 245H51V244H49ZM126 245V244H125ZM152 245V244H151ZM106 246L108 247V245L106 244ZM105 246V247H106ZM112 246V245H111ZM120 246V245H119ZM134 246V245H133ZM140 246V245H139ZM139 246L137 247V248H139ZM85 247V246H84ZM91 247V246H90ZM113 247V246H112ZM123 247H125V246H123ZM129 247H130V245H129ZM142 247V246H141ZM262 247V246H261ZM260 245H259V247H258V252L260 251ZM13 248V247H12ZM135 248V247H134ZM137 248H135L136 250H137ZM2 249H4V248H2ZM16 249V248H15ZM12 250V249H11ZM14 250V249H13ZM21 250V249H20ZM131 250H132V248H131ZM186 250H187V252L189 253V254H191L192 256L194 255V251H193V241H190L188 244H187V247H186ZM18 251V250H17ZM13 252V251H3V252H0V258L1 259H3V261H4V259H8V260H14V262H15V260L16 259H27V261L26 262H30L31 263V261H28L29 259L28 258H30L31 256H30V250H27V251H29L28 253L26 252V253H24V251L22 252V253H19V252ZM47 251V250H46ZM78 251V250H77ZM80 251L82 252L83 251V249H80ZM79 251V252H80ZM139 251V250H138ZM137 251V252H138ZM141 251V250H140ZM262 251H263V249H262ZM261 251V252H262ZM79 252H78V254H79ZM81 252H80V254H81ZM193 252V253H192ZM36 253V252H35ZM47 253V252H46ZM127 253V252H126ZM131 253V252H130ZM133 253H134V251H133ZM84 254V253H83ZM110 254V253H109ZM140 254V253H139ZM135 255H137L136 253H135ZM45 255H43L42 257L43 258H45L46 257V259H47V256H45ZM75 256V255H74ZM82 256V255H81ZM87 256V255H86ZM96 256V255H95ZM130 256V255H129ZM133 256L134 255H132L131 254V258H133ZM139 256V255H138ZM264 256V255H263ZM34 257V256H33ZM32 257V258H33ZM52 257V256H51ZM50 256H49V258H51ZM78 257V256H77ZM77 257L75 258V259H77ZM79 257H80V255H79ZM112 257H114V256H112ZM116 257V256H115ZM36 258L37 257H34L33 258V260H36ZM52 258H54V257H52ZM63 259H62V261H64V257H62ZM70 258V257H69ZM116 258H118V257H116ZM122 258V257H121ZM191 258V257H190ZM197 258V257H196ZM263 258V260H264V257H262ZM261 258V259H262ZM41 259V257L39 258V260ZM46 259H44V260H46ZM65 259H67L66 257H65ZM115 259V258H114ZM136 259V258H135ZM32 260V261H33ZM43 260V259H42ZM41 260V261H42ZM56 260V259H55ZM59 260V259H58ZM69 260V259H68ZM73 260V259H72ZM71 260V261H72ZM78 260V259H77ZM107 260V259H106ZM120 260V259H119ZM134 260V259H133ZM137 260H139V258L137 259ZM144 260V259H143ZM262 260V261H263ZM1 261V260H0ZM53 261V264H54V260H52ZM51 261V262H52ZM11 262V261H10ZM17 262H19V260L18 261H16V263ZM37 262V261H36ZM57 262V261H56ZM66 262V261H65ZM69 262V261H68ZM133 262V261H132ZM145 262V261H144ZM2 263V262H1ZM7 263V262H6ZM29 263V264H30ZM43 263H45L44 261H42L41 262V264H43ZM134 263H136V261L134 262ZM18 264V263H17ZM57 264V263H56ZM190 264H197V260L196 261H191L190 262ZM242 264V263H241Z\"/></svg>",
	"mask_w": 264,
	"mask_h": 264
},
{
	"label": "water",
	"instance_id": "95a60500",
	"mask_svg": "<svg viewBox=\"0 0 264 264\" xmlns=\"http://www.w3.org/2000/svg\"><path fill=\"white\" fill-rule=\"evenodd\" d=\"M58 237L60 243L49 245V249L59 257H72L78 250V244L68 238L60 229L53 224L41 225L34 219H30L19 225L9 233L10 244L21 250H26L41 242L44 238ZM114 255H123L124 251L113 248L107 251Z\"/></svg>",
	"mask_w": 264,
	"mask_h": 264
}]
</instances>
